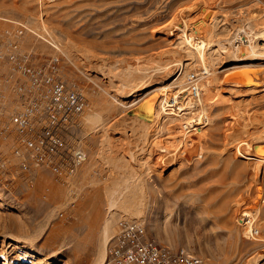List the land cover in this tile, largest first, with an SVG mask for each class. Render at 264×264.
Returning a JSON list of instances; mask_svg holds the SVG:
<instances>
[{
  "label": "rangeland",
  "instance_id": "1",
  "mask_svg": "<svg viewBox=\"0 0 264 264\" xmlns=\"http://www.w3.org/2000/svg\"><path fill=\"white\" fill-rule=\"evenodd\" d=\"M185 18L218 30L247 22L258 29L264 0H0V48L4 30L21 24L24 49L40 63L57 56L61 77L89 104L69 138L85 159L64 184L29 164V185L0 140L9 166L0 175V264H92L108 217L117 229L141 222L156 242L202 264H264V174L247 154L264 146V37L250 59L219 62L209 75L180 58L176 29ZM131 67L143 71L133 76ZM191 73L210 100L209 122L175 160L179 130L144 126L132 114L141 96L177 77L172 91L183 87L178 99L188 103ZM192 114L195 121L198 110Z\"/></svg>",
  "mask_w": 264,
  "mask_h": 264
},
{
  "label": "built area",
  "instance_id": "2",
  "mask_svg": "<svg viewBox=\"0 0 264 264\" xmlns=\"http://www.w3.org/2000/svg\"><path fill=\"white\" fill-rule=\"evenodd\" d=\"M6 29L0 48V140L33 183L30 165L49 171L59 183L73 177L85 159L80 147L69 143L87 108L81 88L61 77L59 58L37 62L22 46L23 28ZM204 71H202L203 73ZM197 76H188V95L197 98ZM9 169L0 158V175ZM102 264H202L184 248L173 249L149 237L137 221H121L108 243Z\"/></svg>",
  "mask_w": 264,
  "mask_h": 264
},
{
  "label": "bare ground",
  "instance_id": "3",
  "mask_svg": "<svg viewBox=\"0 0 264 264\" xmlns=\"http://www.w3.org/2000/svg\"><path fill=\"white\" fill-rule=\"evenodd\" d=\"M187 20L188 19L186 18L185 20L183 19L182 21L179 20L181 23L180 25L178 23L179 26L176 29V36H178L177 43L180 46V48H177L179 46H176V48L178 50L180 49L179 52L181 54L180 58L182 57L181 58L182 61H184L186 64L190 63L191 65L193 64L198 65V67L202 68L205 71V74L207 73L209 75L213 74V71L211 69H213V67H215V65L218 64L219 62L227 63L228 61H230L231 64L239 65L245 62L246 60L250 59L253 56V54H255L256 47L258 46L257 45L258 39L261 37H264V25L260 26V28L257 29L252 25L251 22L249 23L247 22V24L241 27L237 26V28H233L229 26L230 28L224 27L222 28V30L221 29L218 30V27L216 25H213L212 23L211 25L213 26L209 27L208 25L210 24L207 25L204 22L205 20L203 19L201 20L198 18L197 21L191 24L188 23ZM40 29H42L47 35L50 36V32L48 31V28L45 27L43 22H42V27H40ZM243 39L247 41L248 45L247 44L244 45V43L242 42ZM161 64H163V62ZM157 66L161 67V65H156V67ZM133 67H131V72H130L132 73L133 76L136 72L142 73L143 68L138 69L137 67L136 68H133ZM173 68L175 67H172L171 68L172 71L171 70L170 71L172 75H174L173 77L175 78L177 75V71L173 70ZM163 69L165 70L166 67H164ZM150 71L154 72V76L160 75V74H162L163 76L162 69L152 68ZM147 72H149V70ZM141 76L142 75L140 74L139 77L141 79L139 78L140 79L139 80L137 77V80L141 81L142 78L143 79L146 78L145 75L142 77ZM148 76L150 77V75ZM179 78L180 77H177V79L173 80L172 82H170V84L166 86L164 85L163 87L156 89L155 91L153 90L152 93L148 92V94L141 96L139 99V110L140 111L132 114V116L133 115L136 116L135 119H138V121L141 122V124L144 126L157 123V124H160L162 127H165L167 130H172V131L179 130L178 137L174 139V142L176 143L177 148H175L173 153L171 152L170 154V156L172 155V158L175 160L178 157V155H182L184 153V151L182 150L186 147L188 143L192 141L193 136L198 135L197 137H199V135H202L201 128H198V126H201L202 124H205L206 122H209L208 121V108H207V104H208L207 101L209 99L207 100V98L204 97L205 95L203 96L201 93H199L197 98H195L194 100L191 99L190 101H188V103H184L185 100L179 101L178 99L179 96L181 95V91L183 87H181L180 88L181 90H179L178 92L176 91V93H173L172 89L175 87L176 84L180 82ZM198 88L200 89V85H198ZM194 109L198 110V116H197V119H195V121L192 120L194 122L193 123L191 119H192V115H193L192 113ZM190 129L192 132L189 131ZM176 145L174 144V146ZM197 149H198V146H197ZM247 154L249 155L251 159L254 160L255 168L259 170L258 174L263 175L264 174L263 173L264 172V146L260 145V146L250 147L249 151H247ZM259 184H260V189H259L260 194L259 195L261 196L260 202L264 204V190L262 191L261 189L262 188L261 180ZM113 203L114 202L110 203L111 207ZM135 213L137 214V212L130 214V217L132 219H134L135 216L137 217ZM112 219L108 217L105 220L102 233L100 236V240H99L100 241L99 242L100 247L98 250L99 252H98L97 257H95L92 264H102L103 263L106 252H107L108 243L111 239V235H113L116 232V230H118L116 227L117 223L115 224Z\"/></svg>",
  "mask_w": 264,
  "mask_h": 264
}]
</instances>
